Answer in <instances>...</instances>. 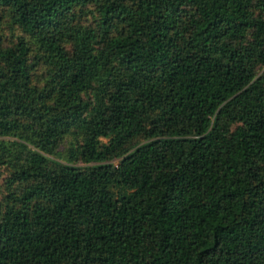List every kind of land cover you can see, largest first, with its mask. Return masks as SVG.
<instances>
[{"label": "trees", "instance_id": "1", "mask_svg": "<svg viewBox=\"0 0 264 264\" xmlns=\"http://www.w3.org/2000/svg\"><path fill=\"white\" fill-rule=\"evenodd\" d=\"M0 264H264V0H0Z\"/></svg>", "mask_w": 264, "mask_h": 264}, {"label": "rangeland", "instance_id": "2", "mask_svg": "<svg viewBox=\"0 0 264 264\" xmlns=\"http://www.w3.org/2000/svg\"><path fill=\"white\" fill-rule=\"evenodd\" d=\"M2 169H4L3 167H1V165H0V171L2 170ZM3 171V170H2Z\"/></svg>", "mask_w": 264, "mask_h": 264}]
</instances>
